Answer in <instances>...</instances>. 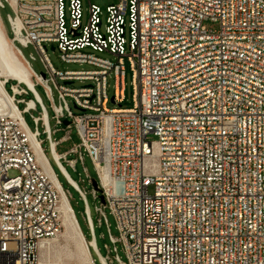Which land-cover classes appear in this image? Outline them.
<instances>
[{"label": "built area", "instance_id": "obj_1", "mask_svg": "<svg viewBox=\"0 0 264 264\" xmlns=\"http://www.w3.org/2000/svg\"><path fill=\"white\" fill-rule=\"evenodd\" d=\"M82 1L0 0V14L6 5L12 11L11 35L5 29L31 81L10 77L3 84L0 264H81L40 254L43 242L61 240L66 229L59 184L70 202L42 133L86 205L90 241L73 210L88 250L84 264H264V0H119L105 17L90 4L86 24ZM49 44L63 61L92 68H55ZM30 45L44 63L40 75L22 53ZM126 59L133 73L129 108L122 106ZM36 84L44 87L57 124L69 121L77 130L81 142L70 152L82 162L85 152L95 164L104 207L120 231L118 238L110 234L113 256L97 246L86 192L70 182L63 165L68 152H56L59 142ZM110 101L119 106L108 107Z\"/></svg>", "mask_w": 264, "mask_h": 264}, {"label": "rangeland", "instance_id": "obj_2", "mask_svg": "<svg viewBox=\"0 0 264 264\" xmlns=\"http://www.w3.org/2000/svg\"><path fill=\"white\" fill-rule=\"evenodd\" d=\"M118 2L119 0H83L82 1L83 23L86 24L88 22L90 4H95L98 7H100V10L102 11V16L105 17L107 7L111 4H117ZM10 13H12V11L10 7L6 5L5 8L1 9V14H0L5 24V28L7 29V32L9 35H11L10 24L8 21V14ZM205 24L209 28L216 27V25H214L211 22H205ZM21 49H22V53L24 57L30 62L31 67L37 74L40 75L42 72H45V66H44L43 60L40 54L38 53V51L32 45H30L29 47L21 46ZM47 49H48L47 54L51 62L53 63L54 67L59 70H88L92 68V66L88 64L67 63L63 61L60 58V52L58 50L52 49L50 44L47 45ZM103 56L114 59L110 54H107V53L103 54ZM125 67H126L125 100L122 103V106L125 108H129V107H132L133 105V99H132L133 97V73L130 69V64L127 59L125 60ZM108 82H109L108 92H109L110 97H112L114 94V84H115V79L112 75L109 77ZM14 83H15L14 81H10L6 85V89L8 92L11 93V85ZM84 83L85 82L76 81L74 86L79 87L83 85ZM36 89L38 93L40 94V96L43 98L44 103L48 110V114L50 118L49 123H50L51 130L53 131L52 138L54 141L59 142L56 146V152L58 154L68 152L67 161L63 160V165L67 169L70 176L78 183L80 188L86 192V199H87V203L90 209L91 218L93 221L96 243L101 253L103 255H107L109 253V250H112L114 248V244L111 242V239H110V234L118 238L120 236V231L118 229L115 216L111 213L108 207H104V204L100 199V193L97 194V197H95L94 195V187L92 185L91 180L97 178V170H96L95 164L85 152H83L84 162L81 161L79 153L70 152L74 147L79 146L81 142L77 130L74 127L68 128L67 125L65 124H62V125L57 124V121L54 118V113L51 108L50 101L46 97L44 87L40 84H36ZM54 96H55V99L57 100L56 90H54ZM24 97L26 99H30L32 98V95H28ZM18 98H20V96H18ZM70 104L72 108L74 109V104L72 100H70ZM118 106L119 104H115L112 101H110L108 105V107L110 108L118 107ZM19 108L23 109L24 104L20 103ZM39 111H40V108L38 112H33V115L38 116ZM75 111L78 112L77 110ZM24 117L29 127L31 129H34L35 124L31 117V114L25 113ZM39 129L42 133L43 127L41 125L39 126ZM40 138L43 140L42 148L44 150V153L50 160V163L55 173L57 174L59 181L62 183L63 188L67 191L69 195L70 203L74 210V213L79 223V226L81 228V231L84 237L86 238V240L90 241L92 239V234H91V230L89 228L87 218H86L85 202L81 198L79 192L68 183V181L66 180V178L61 173L58 166L56 165L53 159L52 153L50 151L49 141L47 140L46 134L42 133ZM149 139L157 140V136H155L154 134H150ZM70 161H76L75 166H72L69 163ZM85 168H87V172L85 171ZM153 192H154V187L151 186L150 193H153ZM99 208H102L103 211L105 212L106 219L100 214L98 210ZM65 242H66V239L64 236H62L61 240H59L58 243H61L62 245H64L66 244ZM117 246H118V254L120 255L121 259L127 262L128 259H127L125 251L122 248V244L118 243ZM92 253L94 257H96L93 250H92ZM109 254L112 256L114 255L113 252ZM52 255L53 257L51 258V260H54V261H58L62 263H80L77 258H73L67 255V253L57 251L56 249L52 251Z\"/></svg>", "mask_w": 264, "mask_h": 264}, {"label": "bare ground", "instance_id": "obj_3", "mask_svg": "<svg viewBox=\"0 0 264 264\" xmlns=\"http://www.w3.org/2000/svg\"><path fill=\"white\" fill-rule=\"evenodd\" d=\"M10 77H16L22 81L24 80L31 83L28 71L19 58L16 47L8 36L0 15V105L2 106L8 105L7 101L2 97V94H5L3 84L6 79ZM31 137L33 146L36 148L39 158L44 161V156L38 149V143L35 140L34 135H31ZM48 169L50 171V168ZM70 182L75 186L77 185V182L71 176ZM59 189L62 196L61 210L63 212V220L66 228L62 236L65 237L66 244L62 245L61 243H58L59 241L43 242L41 244L40 254L42 258L52 257V251L56 249L57 251L67 253V255L73 258H77L81 264H84L88 259L87 246L78 229L71 203L66 194L62 192L63 190L61 189L60 184Z\"/></svg>", "mask_w": 264, "mask_h": 264}, {"label": "water", "instance_id": "obj_4", "mask_svg": "<svg viewBox=\"0 0 264 264\" xmlns=\"http://www.w3.org/2000/svg\"><path fill=\"white\" fill-rule=\"evenodd\" d=\"M52 49H54V47H52ZM64 123L65 125H68L69 121H65ZM92 185L96 191L100 192V199L103 202V204H105V198L104 195L102 194V190L99 188V183L97 179H92Z\"/></svg>", "mask_w": 264, "mask_h": 264}]
</instances>
